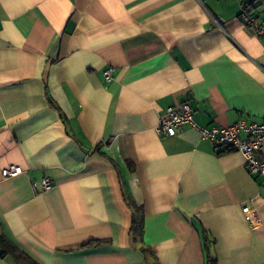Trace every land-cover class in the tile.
Listing matches in <instances>:
<instances>
[{"label":"crops","instance_id":"crops-1","mask_svg":"<svg viewBox=\"0 0 264 264\" xmlns=\"http://www.w3.org/2000/svg\"><path fill=\"white\" fill-rule=\"evenodd\" d=\"M243 5L264 23V0H0V233L38 264H264L262 177L156 131L183 102L201 127L264 119Z\"/></svg>","mask_w":264,"mask_h":264},{"label":"built area","instance_id":"built-area-1","mask_svg":"<svg viewBox=\"0 0 264 264\" xmlns=\"http://www.w3.org/2000/svg\"><path fill=\"white\" fill-rule=\"evenodd\" d=\"M238 18L251 28L254 33L264 37V23L258 20L256 14L251 13L248 5L241 7ZM112 67L104 71L105 78H110ZM191 126L199 130L201 137L209 139L233 151L240 152L245 159V166L249 173L257 174L264 180V156L259 152L264 148V119L259 123H247L245 120L229 126L201 127L193 120V110L188 102L181 103L179 109L169 106L165 114L160 119L156 129L159 135L173 136L184 126ZM22 168L18 165L10 164L2 170L5 177L18 175ZM36 187V183H33ZM39 186L41 190H48L52 187L50 177L44 176ZM247 210V206L243 207Z\"/></svg>","mask_w":264,"mask_h":264},{"label":"trees","instance_id":"trees-1","mask_svg":"<svg viewBox=\"0 0 264 264\" xmlns=\"http://www.w3.org/2000/svg\"><path fill=\"white\" fill-rule=\"evenodd\" d=\"M230 151H231L230 149L224 147L223 149H221L219 151V153H227ZM128 200H129V203L131 204V206L135 209V211H138L139 208L136 207L133 200L130 198H128ZM133 221H134V224H135V221L137 223L136 215L134 216ZM97 243H100V242L97 241ZM7 254H11L12 256H14V258L16 259V261L19 264H38L33 259H31L27 254L22 252L16 246V244L11 239H9L5 234L0 233V256H5ZM207 264H216V263H215L214 259H212L210 256H208Z\"/></svg>","mask_w":264,"mask_h":264}]
</instances>
